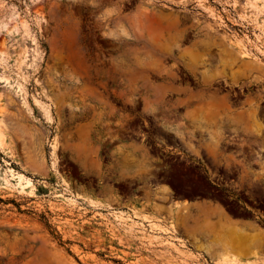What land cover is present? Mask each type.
I'll return each instance as SVG.
<instances>
[{
  "label": "rangeland",
  "instance_id": "374dc122",
  "mask_svg": "<svg viewBox=\"0 0 264 264\" xmlns=\"http://www.w3.org/2000/svg\"><path fill=\"white\" fill-rule=\"evenodd\" d=\"M252 1L0 0V264H264L262 210L260 223L206 202L182 188L190 180L130 198L100 183L146 170L125 146L111 173L103 165L105 137L123 133L105 123L124 121L140 88L162 89L169 106L173 89L195 87L190 117L218 127L232 118L229 98L212 94L209 109L206 88L264 87V12ZM236 116L242 135L264 134L254 113ZM151 206L158 216L145 215Z\"/></svg>",
  "mask_w": 264,
  "mask_h": 264
},
{
  "label": "flooded vegetation",
  "instance_id": "af4514ba",
  "mask_svg": "<svg viewBox=\"0 0 264 264\" xmlns=\"http://www.w3.org/2000/svg\"><path fill=\"white\" fill-rule=\"evenodd\" d=\"M139 90L138 102L136 106L126 108L124 121L113 119L105 123L123 126V133L105 137L108 144L103 165L108 170L106 173H111L109 169L115 160L112 153L125 146L132 155L129 158L132 166L135 167L136 160L143 159L146 170L141 178L130 176L119 181L108 176L100 182L101 187L128 191L127 198H130L140 197L136 195L138 192L160 190L165 182L171 184L173 190L180 189L175 181L190 180L192 184L183 189L200 191L204 201L213 203L220 200L230 210L243 211L263 223L257 212L264 211V176L258 177L264 175V134L242 135L239 126L244 127V124L236 119V114L243 110L254 113L264 127V87L252 80L233 88L228 84L206 88L204 99L209 109L212 94L229 98L232 118L225 119L218 127L208 118L201 121L190 117L189 112L195 107V104L190 105L196 101L191 96L197 90L195 87L173 89L181 92L169 93L172 96L167 99L171 100L169 106H164L161 97H157L162 95L161 92L158 94L162 89L142 87ZM146 98L160 102H156L153 109H148ZM113 100L119 102L116 96ZM118 108L122 109L121 106ZM169 123L179 126V131L166 128L172 126ZM217 131L220 134H215ZM214 142L220 144L218 148ZM213 148L218 150L213 152Z\"/></svg>",
  "mask_w": 264,
  "mask_h": 264
},
{
  "label": "crops",
  "instance_id": "0c3cea01",
  "mask_svg": "<svg viewBox=\"0 0 264 264\" xmlns=\"http://www.w3.org/2000/svg\"><path fill=\"white\" fill-rule=\"evenodd\" d=\"M151 201V203H152V201L153 200H150ZM181 203V205H183V206H185L187 203H186V200H184L183 202H180ZM207 206V205H206ZM166 207H170L169 205H167ZM137 208H139V209H141V206H138ZM207 208H205V210L203 209V210H198V212L196 213V217H197V219H196V223L198 224V225H201V224H206V222H207ZM167 213V211H162V213L160 214V215H164V214H166ZM211 213V212H210ZM145 215L146 216H150V217H152V216H158L159 215V213L157 212V211H155L154 209H152V206H151V209H149V210H147L146 212H145ZM209 221H210V225H212V223L214 222L215 223V225L216 226H221L223 223H224V218H222L220 215H218V214H216V216L214 217V218H212V214H210V216H209ZM237 226H240V227H242V226H244V222H239L238 224H237Z\"/></svg>",
  "mask_w": 264,
  "mask_h": 264
},
{
  "label": "bare ground",
  "instance_id": "6f19581e",
  "mask_svg": "<svg viewBox=\"0 0 264 264\" xmlns=\"http://www.w3.org/2000/svg\"><path fill=\"white\" fill-rule=\"evenodd\" d=\"M252 3L254 4L256 11L258 12H264V1H260V0H254L252 1ZM264 24V22H263ZM262 29V31L264 32V25L263 27L260 28V30ZM78 155H81V150L77 151ZM30 182V181H29ZM28 183V182H27ZM177 202V201H176ZM94 203V202H92ZM175 204V203H174ZM178 206H181L180 204H178ZM116 219V218H115ZM133 219L132 217L128 218V217H122L121 219H117L116 221H118L121 225L128 226L129 221Z\"/></svg>",
  "mask_w": 264,
  "mask_h": 264
}]
</instances>
